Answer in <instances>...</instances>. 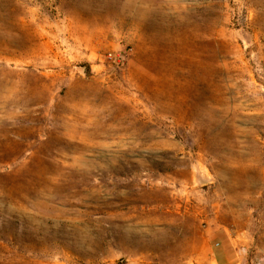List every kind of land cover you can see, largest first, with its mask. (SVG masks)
Segmentation results:
<instances>
[{"label": "rangeland", "instance_id": "374dc122", "mask_svg": "<svg viewBox=\"0 0 264 264\" xmlns=\"http://www.w3.org/2000/svg\"><path fill=\"white\" fill-rule=\"evenodd\" d=\"M0 264H264V0H0Z\"/></svg>", "mask_w": 264, "mask_h": 264}, {"label": "built area", "instance_id": "2783aa9c", "mask_svg": "<svg viewBox=\"0 0 264 264\" xmlns=\"http://www.w3.org/2000/svg\"><path fill=\"white\" fill-rule=\"evenodd\" d=\"M107 59L115 65H120L122 63L123 56L119 53L109 52L107 53Z\"/></svg>", "mask_w": 264, "mask_h": 264}]
</instances>
